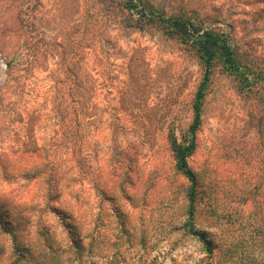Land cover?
<instances>
[{
    "label": "rangeland",
    "instance_id": "1",
    "mask_svg": "<svg viewBox=\"0 0 264 264\" xmlns=\"http://www.w3.org/2000/svg\"><path fill=\"white\" fill-rule=\"evenodd\" d=\"M144 1L227 32L248 66L215 68L189 159L212 255L185 227L188 180L169 140L193 120L204 69L192 49L123 0H0V155L38 146L66 158L73 187L60 204L96 229V246L84 238L77 249L38 186L0 180L31 250L19 256L0 230V264H264V0ZM74 112L80 128L67 139ZM121 163L133 166L134 187Z\"/></svg>",
    "mask_w": 264,
    "mask_h": 264
},
{
    "label": "trees",
    "instance_id": "2",
    "mask_svg": "<svg viewBox=\"0 0 264 264\" xmlns=\"http://www.w3.org/2000/svg\"><path fill=\"white\" fill-rule=\"evenodd\" d=\"M121 6L123 10L146 19L150 24L157 25L168 38L179 40L187 45L203 66V77L192 102L193 120L181 138H178L175 132H170L169 140L176 162V171L188 180V186L185 189V198L187 199V223L185 227L203 244V251L211 256L214 251V244L210 234L206 229H201L198 226L200 182L197 173L190 166L189 159L197 149V134L203 122L204 105L215 68L221 65L229 73L243 74L241 69L244 65L248 66L241 60V54L225 31L206 27L203 22L192 16L167 14L144 0H123ZM14 63V58L7 62L9 67H12ZM70 73L72 75L71 70ZM244 79L248 85H251L258 78L252 80L246 76ZM70 96L75 98L71 94ZM71 122L73 126L71 124L69 126L73 129L66 132L67 139L70 134L69 131L75 135L78 134L80 116L77 112L71 116ZM123 155L127 160L131 159L128 151H124ZM72 157H76L75 154ZM64 161L66 158L62 159L46 148L38 146L31 148L25 146L20 149L10 147L0 155V180L11 182L24 179L27 180L25 187L28 185L38 186L43 191L49 211L59 219L67 231L71 244L82 250L84 248L83 239L85 238L89 239L90 246L94 248L96 246L95 227L87 228L84 223H81L73 214L68 213L60 204V201L72 192L73 187L72 182L65 178V170L62 167ZM119 168L118 176L126 181L129 179L130 184L134 187L136 179H134V174L132 175L133 166L121 163ZM123 180L121 179V182ZM113 191V184H108L107 187L103 188L101 194L105 199H111ZM5 205V203L0 202V230L13 239L16 253L19 252V256L25 257L30 246L21 244L20 234L16 226L17 221L9 217L10 206L7 208ZM44 241H46L45 238ZM14 264L20 263L15 262Z\"/></svg>",
    "mask_w": 264,
    "mask_h": 264
}]
</instances>
